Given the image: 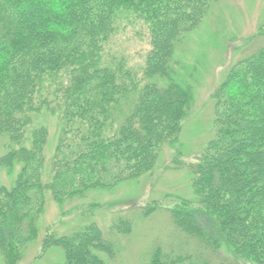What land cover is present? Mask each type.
<instances>
[{
  "label": "trees",
  "instance_id": "obj_1",
  "mask_svg": "<svg viewBox=\"0 0 264 264\" xmlns=\"http://www.w3.org/2000/svg\"><path fill=\"white\" fill-rule=\"evenodd\" d=\"M213 2L0 0L3 264H19L48 196L62 206L153 175L165 166V147L180 162L182 122L207 64L205 49L197 65L189 44ZM128 25L145 45L139 65L118 51ZM211 99L213 136L185 164L193 195L169 208L184 244L201 249L156 247L143 264H264V47L232 63ZM161 204L152 200L141 214ZM108 230L130 233L131 218L119 215ZM45 232L43 250L62 251L56 264H109L119 252L95 220Z\"/></svg>",
  "mask_w": 264,
  "mask_h": 264
},
{
  "label": "rangeland",
  "instance_id": "obj_2",
  "mask_svg": "<svg viewBox=\"0 0 264 264\" xmlns=\"http://www.w3.org/2000/svg\"><path fill=\"white\" fill-rule=\"evenodd\" d=\"M132 26L126 27L128 36L122 34L123 39H118V51L127 58L129 64L139 65L142 60L139 53L145 45L134 39ZM137 29H140L139 24ZM143 39H146V35ZM258 47H264V0H214L206 24L200 28L198 36L193 35L189 44L192 52L190 57L197 65H200L197 60L202 57L205 49L206 54L202 60L207 64L205 66L204 62L201 65H204V71L195 91V103L182 122L178 140L182 143L184 152L179 156L180 162L173 161L176 149L165 147V166L160 167L153 175L119 184L113 191H91L86 200H67L62 206H58L48 196L38 218L36 238L28 244L19 264L58 263L62 259L59 247L51 246L43 250L45 231L49 229L57 234L71 233L87 220L99 223L105 237L119 247L114 259H107L109 264H143L156 247L169 252L183 248L200 251L201 247L197 242L184 244L185 235L175 226L169 208L178 197L190 198L193 195L191 177L185 164L193 162L213 136L212 93L224 79L232 63ZM53 131L54 128L49 127L47 152L54 145L50 139ZM6 143L7 138L0 136V156L6 152ZM175 146L179 148L178 143ZM133 199L137 201L134 207L131 206ZM152 200L161 201V206L149 215H142L141 211ZM95 202H100L102 207L93 209L91 205ZM133 210H137L136 216L131 214ZM119 215L131 218L132 231L125 234L112 233L109 236L108 229ZM86 216L88 219L82 220ZM220 252L227 257L225 252ZM208 253L211 254L210 251ZM0 264H3L1 258Z\"/></svg>",
  "mask_w": 264,
  "mask_h": 264
}]
</instances>
